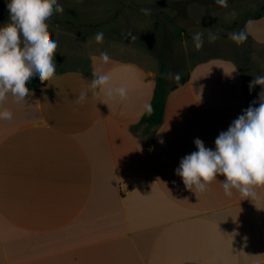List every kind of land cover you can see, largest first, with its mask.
Masks as SVG:
<instances>
[{
    "label": "crops",
    "instance_id": "crops-1",
    "mask_svg": "<svg viewBox=\"0 0 264 264\" xmlns=\"http://www.w3.org/2000/svg\"><path fill=\"white\" fill-rule=\"evenodd\" d=\"M258 20L251 36L264 45ZM103 54L90 55L87 70L34 81L19 108L0 103L12 117L0 121V264H264V186L253 201L229 197L218 176L196 195L176 175L195 139L214 148L248 107L240 64L196 62L169 93L163 123L135 131L158 73ZM94 72L127 87L128 99L89 92L77 102Z\"/></svg>",
    "mask_w": 264,
    "mask_h": 264
},
{
    "label": "rangeland",
    "instance_id": "rangeland-1",
    "mask_svg": "<svg viewBox=\"0 0 264 264\" xmlns=\"http://www.w3.org/2000/svg\"><path fill=\"white\" fill-rule=\"evenodd\" d=\"M6 2L0 0V24L9 22ZM56 2L64 11L56 13L47 25L49 38L58 44L54 56L56 69L77 67L87 70L90 55L102 52L114 61H138L158 73L160 59L164 58L174 83L197 61L211 55L225 56L237 61L246 72L248 106L258 99L261 87L256 86L250 92L249 84L255 76H264V45L258 44L251 36V28L261 22L250 15L264 5V0H228L227 7L218 5L215 0ZM143 9H148L147 14ZM178 28L181 37L177 34ZM245 28L247 39L243 44L237 45L229 38L230 33ZM209 31L218 36L214 42L208 40ZM98 32L104 34L101 43L94 39ZM197 32L204 34L200 50L195 49L192 39ZM247 57L258 70L248 65Z\"/></svg>",
    "mask_w": 264,
    "mask_h": 264
},
{
    "label": "clouds",
    "instance_id": "clouds-1",
    "mask_svg": "<svg viewBox=\"0 0 264 264\" xmlns=\"http://www.w3.org/2000/svg\"><path fill=\"white\" fill-rule=\"evenodd\" d=\"M215 2L222 7L228 4V0ZM6 7L9 22L0 24V103L10 99L19 108L29 100V86L34 81L44 84L56 74L54 56L58 44L49 38L47 25L64 9L56 0H7ZM142 11L147 14L148 9ZM229 38L237 45L243 44L247 39L246 28L230 33ZM94 39L101 43L104 34L98 32ZM192 39L195 49L200 50L204 34L197 32ZM216 39L218 36L209 31V42ZM103 61H109L106 53ZM256 86L261 87L258 99L242 110L227 130L219 133L214 148L206 147L197 138L194 140L197 150L181 159L176 175L187 190L196 195L204 193L212 181L222 176L220 182L226 196L236 192L251 201L256 199L255 188L264 186V76H255L249 91ZM89 92L93 97L118 98L121 103L129 95L127 87L112 86L109 74L97 72L93 73L89 87L80 92L77 102H86ZM101 102L104 103L103 99ZM0 121L11 124L12 117L0 111Z\"/></svg>",
    "mask_w": 264,
    "mask_h": 264
},
{
    "label": "trees",
    "instance_id": "trees-1",
    "mask_svg": "<svg viewBox=\"0 0 264 264\" xmlns=\"http://www.w3.org/2000/svg\"><path fill=\"white\" fill-rule=\"evenodd\" d=\"M262 16H264V5L261 8H259L256 12H254L250 15V17H253L256 19L261 18ZM81 26L82 25H80L78 27H81ZM73 27H76V26L74 25ZM177 34L179 37H181L182 32H181L180 28H178ZM212 56H217V55L207 56L203 59L210 58ZM203 59H201V60H203ZM201 60H199V61H201ZM199 61H197V62H199ZM246 62H248L249 66L258 70L257 67L255 66V64H252L253 66L251 65V63H250L251 61L248 57L246 58ZM241 68L243 69L245 79H246V72H245L243 66H241ZM189 72L186 75H184L182 78H180L178 81L173 83L171 81V75H170L167 60L164 58L160 59V66H159V70H158L154 96H153V99H152L151 104L149 106L151 110L149 111V108H148L146 113L142 116L140 123L134 126L135 131H138V128L144 124H147L148 127H154V126H159L163 123L165 108H166V103H167V98H168L169 93L171 91H174L177 88L181 87L188 80ZM153 138H154L153 134H151L148 137V144L149 145L152 144Z\"/></svg>",
    "mask_w": 264,
    "mask_h": 264
},
{
    "label": "built area",
    "instance_id": "built-area-1",
    "mask_svg": "<svg viewBox=\"0 0 264 264\" xmlns=\"http://www.w3.org/2000/svg\"><path fill=\"white\" fill-rule=\"evenodd\" d=\"M39 85H42L41 83Z\"/></svg>",
    "mask_w": 264,
    "mask_h": 264
}]
</instances>
